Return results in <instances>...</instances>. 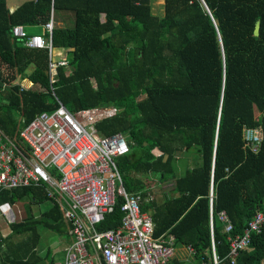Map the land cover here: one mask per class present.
Listing matches in <instances>:
<instances>
[{"label": "trees", "instance_id": "obj_1", "mask_svg": "<svg viewBox=\"0 0 264 264\" xmlns=\"http://www.w3.org/2000/svg\"><path fill=\"white\" fill-rule=\"evenodd\" d=\"M8 1L0 0L4 134L17 139L20 127L59 103L69 112L118 107L97 127L127 137L131 151L118 159L119 167L126 190L142 193L141 210L151 215L154 236L173 235L176 248H192L187 264H213L212 228L218 264H259L264 229L252 233L233 262L228 236L241 235L253 215L264 212V0H163L160 16L152 13L153 0H30L14 12ZM51 9L72 13L73 26L54 24L52 45L66 53L68 65L50 81L47 51L26 48L12 31L40 27L48 38ZM18 77L33 87L20 91ZM244 128L262 131L256 154L244 149ZM186 151L200 162L178 175L176 156ZM152 176L171 187L161 200L146 201ZM47 200L41 188L0 192V206ZM121 204L101 230L119 228ZM222 211L232 223L230 234L218 219ZM41 227L70 238L58 207L38 217L27 213L0 234V264H54L50 248L40 253Z\"/></svg>", "mask_w": 264, "mask_h": 264}, {"label": "built area", "instance_id": "obj_2", "mask_svg": "<svg viewBox=\"0 0 264 264\" xmlns=\"http://www.w3.org/2000/svg\"><path fill=\"white\" fill-rule=\"evenodd\" d=\"M53 27L51 9L50 20L44 25L48 38L31 35L21 25L12 31L26 48L47 51L50 81L59 66L68 65L66 54L58 55L52 45ZM14 84L20 91L33 87L26 77H18ZM119 111L110 105L69 112L59 103L55 110L40 113L20 127L17 139L0 128V192L24 187L45 191L47 202L62 211L70 227L71 241L64 248L62 264H173L175 237H155L151 215L141 210L142 193L126 190L118 159L131 151L127 137L122 132L103 134L98 130V122ZM262 139L260 128L243 129L245 150L256 154ZM153 198L148 194L145 200ZM118 200H122L123 215L119 228L101 230ZM2 211L0 214L6 216L10 206ZM218 219L224 232L230 234L233 228L227 214L220 212ZM262 229L264 212H256L241 235L228 236L231 262L249 245L252 233ZM210 234L213 264H218L212 228ZM187 249L193 254L192 248Z\"/></svg>", "mask_w": 264, "mask_h": 264}, {"label": "rangeland", "instance_id": "obj_3", "mask_svg": "<svg viewBox=\"0 0 264 264\" xmlns=\"http://www.w3.org/2000/svg\"><path fill=\"white\" fill-rule=\"evenodd\" d=\"M11 1V0H9ZM8 1V2H9ZM162 3L163 0H153L151 3L152 7V13L154 15H162ZM12 2H9V5H11ZM62 21V26L65 28H71L73 26V15L69 12H60L55 11L54 12V24L57 25L59 21ZM40 27H36L33 29H30L29 34L33 33H39L41 32ZM60 56H63L65 54L64 51L57 53ZM258 113H256V116ZM190 152V151H189ZM179 156V155H178ZM194 155L190 156L185 153L182 154V158L176 160V172L178 175H181L188 167H193L196 165V161L200 162V157L195 160ZM195 163V164H194ZM151 178V186L153 187V194L154 197L157 200H161L163 197V191L169 189L171 187V184H161L158 179L155 176H152ZM50 208V204L48 202L42 203L40 205H28L27 201L19 202L16 205L10 206V211L5 213L6 216H3L0 214V234L2 236H6L10 232L9 228V221H16L21 218H24V215L28 213V215H32L33 217H38L43 212H46ZM2 210H6V206H0V213L3 212ZM40 232L42 234L41 241L39 248L41 249L40 253L43 255L47 248H50L51 250V256L54 259V264H59V261L63 258L64 255V242L61 241V238L57 236L55 233L42 228L40 229ZM20 236L16 235L14 238H19ZM48 261H45V264H47Z\"/></svg>", "mask_w": 264, "mask_h": 264}, {"label": "crops", "instance_id": "obj_4", "mask_svg": "<svg viewBox=\"0 0 264 264\" xmlns=\"http://www.w3.org/2000/svg\"><path fill=\"white\" fill-rule=\"evenodd\" d=\"M27 1H30V0H11V1H9V2H12V4L11 5H9V2H8V6H9V8H10V11L11 12H14L16 9H18L19 8V6L21 5V4H23V3H25V2H27ZM57 26H59V27H63L62 26V21L60 20L58 23H57ZM33 29V28H32ZM29 33V32H28ZM35 34H37V35H40L39 33H35ZM58 52V51H57ZM66 54V53H65ZM159 153V152H158ZM157 153V154H158ZM183 153H185V154H187V155H190V156H192V155H194V159L193 160H195L196 161V159L198 158V156H196V152L194 153V151H186V152H183ZM183 153H179L176 157H177V160L178 159H180V158H182V154ZM199 162V161H198ZM197 161H196V164L198 163ZM195 164V163H194ZM194 167V166H193ZM192 168V167H191ZM152 190H153V187L151 186V188L148 190V192L149 191H151V192H149L148 194H151L153 197H154V194L152 193ZM154 199H156L155 197L152 199V200H154ZM152 200H150V201H152ZM48 204H50V203H48ZM50 207H51V205H50ZM50 209V208H49ZM48 209V210H49ZM47 210V211H48ZM70 237V236H69ZM67 238V237H66ZM61 241H62V239H61ZM70 241H71V238H68V240H63V242H64V248L67 246V245H69V243H70ZM64 248H63V250H64ZM41 252V251H40ZM63 259H64V255H63V258L59 261V264H62L63 263ZM177 260V261H181V263L182 264H187V263H190L189 262V259H190V253H189V251H188V249H187V247L185 248V249H182V248H176L175 247V256H174V258H173V260Z\"/></svg>", "mask_w": 264, "mask_h": 264}, {"label": "water", "instance_id": "obj_5", "mask_svg": "<svg viewBox=\"0 0 264 264\" xmlns=\"http://www.w3.org/2000/svg\"><path fill=\"white\" fill-rule=\"evenodd\" d=\"M259 25H260V22L259 20H257L255 22V26H254V35L257 36L259 34ZM264 261V257H262L260 260H259V264H262V262Z\"/></svg>", "mask_w": 264, "mask_h": 264}]
</instances>
